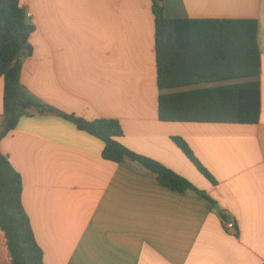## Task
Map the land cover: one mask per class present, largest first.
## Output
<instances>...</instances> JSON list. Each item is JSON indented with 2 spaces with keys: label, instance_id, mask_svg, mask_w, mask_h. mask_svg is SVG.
Returning <instances> with one entry per match:
<instances>
[{
  "label": "crops",
  "instance_id": "obj_1",
  "mask_svg": "<svg viewBox=\"0 0 264 264\" xmlns=\"http://www.w3.org/2000/svg\"><path fill=\"white\" fill-rule=\"evenodd\" d=\"M33 54L21 84L48 106L88 121L115 119L121 143L216 201L158 183L135 161L102 158L104 143L55 115L30 110L1 152L23 180L22 202L44 264H264V0H163L166 20L258 23L256 79L158 89L152 0H21ZM192 79L205 48L183 50ZM181 77V76H180ZM186 80V79H185ZM248 80L261 83L257 125L162 122L158 98ZM0 79V128L4 121ZM182 138L214 182L174 142ZM222 212L235 223L224 228ZM1 238V237H0ZM0 240V264H9Z\"/></svg>",
  "mask_w": 264,
  "mask_h": 264
},
{
  "label": "trees",
  "instance_id": "obj_2",
  "mask_svg": "<svg viewBox=\"0 0 264 264\" xmlns=\"http://www.w3.org/2000/svg\"><path fill=\"white\" fill-rule=\"evenodd\" d=\"M155 15L158 89L193 86L227 80L256 79L262 68L258 48V23L247 20H166L163 0H152ZM36 28L28 23L27 10L21 0H0V79L4 83V121L0 128V147L3 140L19 125L22 117L34 110L39 115H55L68 120L78 130L104 143L102 158L120 164L135 161L157 177L158 183L172 191H193L208 201H216L203 190L192 185L180 174L158 161L137 155L121 143L124 129L115 119L88 121L70 116L31 95L22 86L23 60L31 57L30 37ZM202 45L201 73L191 72L188 77L178 65L188 54L187 47ZM195 61L194 54L188 57ZM181 76V77H180ZM186 79V80H185ZM261 83L248 80L233 85L181 91L158 98V114L162 122L257 125L262 113ZM185 156L214 182L211 175L195 159L182 138H173ZM23 180L0 149V240L9 264H44V252L37 243L23 202ZM225 220L229 217L222 212Z\"/></svg>",
  "mask_w": 264,
  "mask_h": 264
},
{
  "label": "built area",
  "instance_id": "obj_3",
  "mask_svg": "<svg viewBox=\"0 0 264 264\" xmlns=\"http://www.w3.org/2000/svg\"><path fill=\"white\" fill-rule=\"evenodd\" d=\"M27 17H29L30 18V14L29 13H27ZM223 223H224V228H225V230L227 231V232H229V233H235V231H236V228H235V223H234V221L233 220H225L224 218H223Z\"/></svg>",
  "mask_w": 264,
  "mask_h": 264
},
{
  "label": "water",
  "instance_id": "obj_4",
  "mask_svg": "<svg viewBox=\"0 0 264 264\" xmlns=\"http://www.w3.org/2000/svg\"><path fill=\"white\" fill-rule=\"evenodd\" d=\"M215 209L218 210V211H220V208L218 206H215Z\"/></svg>",
  "mask_w": 264,
  "mask_h": 264
}]
</instances>
